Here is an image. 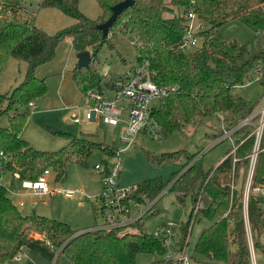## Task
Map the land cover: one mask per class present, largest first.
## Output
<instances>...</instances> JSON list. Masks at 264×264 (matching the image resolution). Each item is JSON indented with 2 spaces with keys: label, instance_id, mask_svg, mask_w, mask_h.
<instances>
[{
  "label": "trees",
  "instance_id": "1",
  "mask_svg": "<svg viewBox=\"0 0 264 264\" xmlns=\"http://www.w3.org/2000/svg\"><path fill=\"white\" fill-rule=\"evenodd\" d=\"M96 1L101 13L90 18L80 10L79 0H41L40 6L55 7L76 18L71 25L48 34L35 24L34 12L27 10L20 0H0V70L9 56L27 63L22 80L7 91H0V117L7 116V124L0 123V175L10 171L22 180H35L45 169H51L56 179H63L68 160L85 164L96 148L103 151L105 158L118 150L115 144L68 132H61L68 142L52 151L36 148L21 137L29 114L27 107L46 92L45 78L35 75V67L50 60L58 42L67 36L77 51L91 53L88 66L76 63L70 74L81 95L88 90L103 92L114 79L128 73H113L106 79L94 66L100 47L104 43L112 46L116 31L132 40L137 64L146 63L149 77L156 84L176 86L150 107L149 123L154 131H143L157 138L182 131L187 124L200 123L214 114L219 118L224 113L225 125L230 127L255 109L254 102L235 95L232 87L253 74L258 75L264 87V0H134L118 14L107 36H102L96 24L106 19L111 5L120 0ZM24 8L25 17L18 13ZM188 11H194L205 28L198 32L199 46L183 50L180 44ZM232 18L254 29L255 37L247 42L219 38L218 27ZM252 130V124L236 128L231 140L227 138L229 148L225 155L208 168L203 166V153L188 152L185 148L160 153L145 150L155 167L171 162L177 168L167 180L156 176L136 182L131 197L145 202L167 187L178 202L184 204L189 198L188 217L179 227L180 241L190 232L189 226L191 229L196 217H204L208 223L195 240V252L215 263L252 264L242 193L237 188L232 193L230 190L231 181L236 182L239 173L246 172L254 143ZM221 133V127L213 132L214 137ZM104 145L109 146L105 151ZM233 145L236 147L232 153ZM259 148L252 185H264V128ZM262 203L261 196L249 194L247 214L253 248L264 253ZM129 225L136 230L128 229ZM129 225L76 229L66 221L34 211L24 213L0 181V264L11 260L24 247L48 262L60 247L58 259L62 256L71 264H137L136 255L140 252H165L162 239L149 232L143 217Z\"/></svg>",
  "mask_w": 264,
  "mask_h": 264
},
{
  "label": "rangeland",
  "instance_id": "2",
  "mask_svg": "<svg viewBox=\"0 0 264 264\" xmlns=\"http://www.w3.org/2000/svg\"><path fill=\"white\" fill-rule=\"evenodd\" d=\"M27 10L34 12V22L48 34H53L60 28L71 25L76 18L69 16L55 7L40 6L41 0H20ZM19 10L20 16H27L26 10ZM80 10L90 18H96L101 9L96 0H79ZM264 36V31L261 32ZM216 35L222 39H235L238 42H247L253 39L256 31L236 18H232L220 25ZM112 46L104 43L96 54L94 66L106 79L111 74L128 72L136 65L135 47L132 40L116 31L111 38ZM199 46L189 47L187 50ZM77 51L71 42L70 37L62 38L55 47L53 57L40 63L35 67L36 76L44 77L46 81V92L44 96L37 99L35 106L29 105L28 117L21 129V137L26 139L30 145L43 150H57L64 146L68 139L61 132H68L74 135H89L97 141L115 144L123 148L125 143L120 140V132L124 122L117 124L102 121L99 114L96 118L88 119L86 111L90 108L82 102L81 93L71 80L72 68L79 60ZM27 63L23 59L9 56L0 70V91L4 92L17 85L23 78ZM104 94L112 96L111 92L104 88ZM235 95L242 96L256 104L257 110L264 100V87L259 81L257 74L245 79L242 83L232 87ZM158 98L150 102V106H156ZM116 105L121 108V116L127 117L128 102L118 100ZM254 112V111H253ZM78 116L79 121L75 120ZM221 116H226L221 113ZM252 119V118H251ZM258 115H254L252 125L257 124ZM2 125L7 124V116L0 117ZM220 127V120L216 114L208 117L197 124H187L182 131H175L172 134L157 138L151 133L139 131L135 136L132 146L120 154V173L117 176L119 185H132L141 180L159 176L163 180L171 177L177 166L171 162L160 167H155L146 157L145 150L152 153L174 151L185 148L188 152L203 153V166L205 168L216 165L229 148V140L220 141L219 136L214 137L213 132ZM109 146L104 145L105 151ZM115 155L105 158L102 150L94 149L86 158L83 164L76 160H68L66 165V176L63 179H56L55 173L49 169L46 178L52 191L36 195L24 187L23 180L5 171L0 175V181L9 190L12 201L24 213L32 211L52 218L66 221L76 229H86L102 221L101 209L96 195L102 189V172L95 168L96 163L105 161L113 163ZM243 172L241 169L239 172ZM245 176L239 173L236 179V188L242 192ZM70 188L74 190L72 196H67L56 188ZM55 188V189H53ZM151 211L144 213L143 217L148 230H152L162 219L174 223L184 222L188 217L191 207L190 199L182 204L177 201L172 191H164L156 198ZM155 200V201H156ZM105 211H107L105 209ZM154 211V212H153ZM208 220L197 216L189 233L188 245L189 264H221L211 262L202 254L194 251L193 246L201 229L207 225ZM130 230L136 227L129 225ZM37 236V233H35ZM264 240V234L262 235ZM252 240V238H251ZM183 247H180V251ZM18 260H9L7 264H47L48 261L34 250L22 248L19 251ZM252 264H264V253L253 248L251 254ZM157 264H173L163 260L162 255L155 253L140 252L136 255L137 264H149L153 261ZM58 264H71L60 256Z\"/></svg>",
  "mask_w": 264,
  "mask_h": 264
},
{
  "label": "built area",
  "instance_id": "3",
  "mask_svg": "<svg viewBox=\"0 0 264 264\" xmlns=\"http://www.w3.org/2000/svg\"><path fill=\"white\" fill-rule=\"evenodd\" d=\"M185 17L186 22L183 26V35L180 44V47L183 50H187L189 47H195L198 43L200 44L198 32L205 28L204 23L200 21L194 11H188ZM106 88L111 92L112 96H107L104 92H99L98 90H88L81 95L82 102L90 108L86 111V117L91 119L96 118L101 114L102 121L106 123L117 124L120 121H124V126L120 132V140L125 143V146L123 148H118L115 154L116 160L113 163L103 162L95 164V168L102 172V189L95 196L99 202V208L101 209L102 221L92 225L91 228H109L129 225L139 217H143L145 212L151 211L156 198L164 191H167V187H165L155 198L146 200L145 202H138L130 195L136 185H119L117 182V176L120 171V154L132 146L136 134L145 129L150 130V132L154 131V126L149 123L151 100L159 98L160 96L176 89V86L156 84L149 77L146 63H136V65L128 71L125 77L114 79ZM118 100H126L128 102V114L126 118L121 116V108L116 105ZM31 106L34 107V104L32 103ZM253 111L254 112H251L242 118L237 124L230 127H226L223 116H219L220 127L222 128L219 140L223 138L231 140V134L236 128L243 124H252L254 115L259 116L257 124H253L252 132L254 133V143L248 154V166L245 172L244 187L241 192L243 200V216L251 254H253V244L247 214V201L250 193H255L263 198L262 205L264 211V185H252V175L257 153L260 149V138L264 128V100L260 107ZM79 119L78 116H75V120L79 121ZM235 147L236 146L233 145L230 152L233 153ZM235 159L236 157L233 156V160ZM48 173L49 169H45L37 179L23 180L24 187L28 188L36 195H42L52 191L48 179L46 178ZM235 188L236 182L232 180L230 183L231 193ZM56 190L63 192L67 196H72L74 193V190L70 188L60 187L56 188ZM105 209L107 211H105ZM180 223L181 222L174 223L167 219H162L152 230H149V232L162 239L166 248L165 252L162 254L163 260L170 261L173 264H189V254L186 245H188L190 232H187L183 242L180 241ZM180 247H183L182 251H180ZM59 251L60 247L55 250L52 259L47 264L59 263ZM19 258L20 256L18 252L11 260H18ZM7 262L8 261L4 264H7Z\"/></svg>",
  "mask_w": 264,
  "mask_h": 264
},
{
  "label": "water",
  "instance_id": "4",
  "mask_svg": "<svg viewBox=\"0 0 264 264\" xmlns=\"http://www.w3.org/2000/svg\"><path fill=\"white\" fill-rule=\"evenodd\" d=\"M134 0H120L115 4L111 5V13L103 21L96 24V27L99 28L102 32V36H107L109 30L115 21L118 14L127 6L132 5ZM79 60L77 62L78 66H88L89 60L91 58V53L89 50H83L79 52Z\"/></svg>",
  "mask_w": 264,
  "mask_h": 264
},
{
  "label": "crops",
  "instance_id": "5",
  "mask_svg": "<svg viewBox=\"0 0 264 264\" xmlns=\"http://www.w3.org/2000/svg\"><path fill=\"white\" fill-rule=\"evenodd\" d=\"M71 39V38H70ZM34 106H35V103H34ZM124 122V121H123ZM120 173V172H119ZM14 176H16V177H18L16 174H13ZM157 202V200L154 202V203H156ZM17 204V203H16Z\"/></svg>",
  "mask_w": 264,
  "mask_h": 264
}]
</instances>
